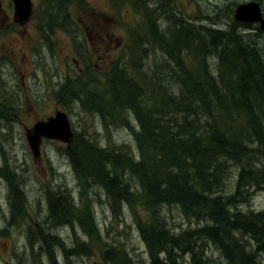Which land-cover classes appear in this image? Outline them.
<instances>
[{
    "label": "trees",
    "instance_id": "16d2710c",
    "mask_svg": "<svg viewBox=\"0 0 264 264\" xmlns=\"http://www.w3.org/2000/svg\"><path fill=\"white\" fill-rule=\"evenodd\" d=\"M72 1L43 0L47 9L38 28L43 39H50L53 30L70 27L67 8ZM75 1L87 9L85 0ZM114 2L130 6L140 21L127 27L128 42L107 72L108 92L79 83L74 94L64 84L58 99L63 105L78 99L85 111L104 119L105 105L131 111L137 127L132 130L136 151L101 148L87 135L77 134L65 154L79 187L102 188L114 215L120 208L136 206L147 214L137 224L148 255V262L140 264H210L207 246L225 264H264V209L242 210L253 194L264 192V59L255 42L264 32L237 21L234 13L232 22L221 26H216L220 20L215 18L212 25L205 21L211 18L185 19L177 0ZM151 3L158 9H151ZM218 15L214 11L213 17ZM155 50L163 57L159 69L172 70V90L152 67L148 73L143 68ZM210 58L216 62L213 70ZM126 124L131 128L129 120ZM55 194L47 199L45 228L76 223L89 240L100 241L89 204L81 200L78 206L61 189ZM15 195L13 188L11 208L17 202ZM19 203L13 206L20 215ZM171 206L194 225L171 232L165 216ZM35 238L50 264H57V252L66 264L69 257L90 255L87 242L74 232L73 246L67 248L58 235L40 230L34 237L28 226L33 257L39 252H33ZM104 246V264H139L121 245Z\"/></svg>",
    "mask_w": 264,
    "mask_h": 264
},
{
    "label": "rangeland",
    "instance_id": "374dc122",
    "mask_svg": "<svg viewBox=\"0 0 264 264\" xmlns=\"http://www.w3.org/2000/svg\"><path fill=\"white\" fill-rule=\"evenodd\" d=\"M85 1L88 4L87 9L78 6L75 0L69 3L67 9L71 18V28L53 30L48 40H43L42 34L38 31L39 16L42 19L43 9H46L41 8L42 0L32 1V14L24 28L13 27L12 23L5 24L2 22L3 16L0 15V44H24L26 50H22V53L17 51L22 45L13 48L19 53L17 59L21 58V54H26L36 65L34 73L21 80L17 72L11 74L2 67L3 65L1 66L3 62H0V69L5 70L0 73L4 102L2 106L4 110L2 109L0 113L2 116L0 119V264H50L48 255L40 251L41 243L37 238L33 241V252L39 250L38 256H31L30 243L27 240L28 226L34 237H37L40 230L46 234L58 235L67 248L73 246V232L81 242H87L90 255L69 257V264H104L102 261L104 244L121 245L134 263L148 262L146 249L137 230V224L144 222L147 214L136 206L133 209L120 208L119 213L114 215L102 188L93 184L84 190L79 187L77 176L65 154V144L59 141H45L36 157L32 155L25 137L24 128L33 124L35 119L52 113L55 104H58L61 111L66 112L70 118L69 122L72 123L75 135L85 134L101 148H115L122 152L136 151L132 130L137 127L131 111H114L105 105L104 119L96 113L85 111L84 102L81 104L78 99L69 105H63L58 99V92L64 84L70 85L71 93L74 94L77 91L75 86L79 83L81 86L87 83L95 85L100 93L108 92V86L105 84L107 72L110 65L120 57L123 46L128 42L127 27L137 25L140 21V15L135 14L128 5L121 7L122 5L117 3L119 10L113 11L108 9V0ZM247 1L250 0H177V5L185 19L211 18L212 20L205 21L212 25L215 18L220 20L216 26H221L222 22L231 23V14H235L237 5ZM254 1L261 4L264 13V0ZM149 7L158 9L153 3ZM90 9L94 11L91 14L88 12ZM214 11L219 15L213 17ZM81 20L92 29L96 27L97 32L91 35L94 40L86 39ZM9 21L11 22L10 19ZM159 22L163 24V20L160 19ZM253 31L242 33L249 34ZM259 36H256L259 38L255 42L259 51L264 54V35ZM79 54L84 55V61ZM262 54L261 57L264 59ZM2 55L0 46V56ZM73 58L79 60L81 72L74 65ZM162 59L161 52L155 50L149 59L145 60L143 68L148 73L152 67L154 75H161V80L163 79L169 90H172L174 85L169 78L172 70L168 67L162 71L163 69L158 67ZM4 60H12L14 66L20 64V61L10 57ZM215 64L214 58L208 59V66L212 70ZM58 75L61 81L55 89L51 77L55 79ZM22 81L25 87L22 86ZM164 81L161 83L165 84ZM127 120L131 128L127 126ZM233 175L235 172L232 173ZM128 183L132 187L135 185L132 179L128 180ZM13 188L16 189L15 200L18 203L22 202V206L19 203V207H22L20 215L18 212L14 213L13 205L18 206L17 202H14L11 208V203L14 201L11 196ZM60 189L64 190L78 206L81 200L89 204L100 232V241L89 240L76 223L72 226L53 223V226L45 228L44 222L48 214L47 199L51 194L60 192ZM55 195L58 197L60 193ZM248 209L256 212L264 209V192L253 194L249 205L242 206L243 211ZM165 216L172 228L171 232L172 230L178 232L180 229L194 225L192 222L189 223L175 206L165 209ZM205 251L206 256L211 259L210 264H225L220 254L212 247L207 246ZM185 260H189V255H185ZM56 262L66 264L62 253H56Z\"/></svg>",
    "mask_w": 264,
    "mask_h": 264
},
{
    "label": "flooded vegetation",
    "instance_id": "af4514ba",
    "mask_svg": "<svg viewBox=\"0 0 264 264\" xmlns=\"http://www.w3.org/2000/svg\"><path fill=\"white\" fill-rule=\"evenodd\" d=\"M32 1L33 0H30L31 14H32V9H33L32 8ZM42 3H43V6H41V8H46L45 5H44L43 0H42ZM124 6L125 5H122L121 7H124ZM117 8H119V6L117 5V3H115L114 5H112L111 0H108V9H117ZM4 9H8V10L6 11ZM14 9H15V7H14V4H13V0H0V15L3 16L2 22H4L5 24L12 23V24H14L13 27H16L18 29L24 28V26L26 25V21L24 23H20L19 20L15 18ZM69 16H70V14H69ZM42 17H43V14H42ZM39 18H40V16H39ZM39 18H38V20H39ZM9 19L11 20V22L9 21ZM44 19H46V17ZM80 22H81V24H82V26L84 28V30H82V31H83L84 35L86 36V39H88V41L94 40L92 36L94 35V32H97L96 27L94 29H92V27H89L88 25H85L83 23V20H81ZM16 24H19V26H17ZM39 24L41 25L40 21H39ZM73 25H74V27L76 26L74 23H73ZM70 27H71V21H70ZM43 40H45V39H43ZM19 45H22V46L17 49L18 52H21L22 50H26L25 45L22 44V43H18V44L2 43V44H0L1 49L3 51V55L0 56V62H3V64H1V66L3 65L2 67H4L8 72H11V74H15V72H17L20 75V79L21 80H24V78H26L28 76H31L32 73H34L36 65H35V62L29 56H27L26 54H24V55L21 54L20 55L21 58L20 59H17L19 53L15 52L13 48H14V46L18 47ZM89 45L91 46V44H89ZM6 57H10L12 59H15V60L20 61V64L14 66L12 60L11 61L4 60V58H6ZM79 57L84 61V59H83L84 58V55H80L79 54ZM85 59L87 61V56L86 55H85ZM72 61H73L74 65L78 67V71L81 72L82 71V68L78 64L79 63V60H77L76 58H73ZM3 71H5V70L4 69H0V73H3ZM2 76H4V74H2ZM57 77L58 78H55V79H54V77H51L54 80L53 81V86L55 87V89L59 86V83L61 81L60 75H58ZM87 85H90V84L87 83ZM22 86L25 87L23 81H22ZM2 89H3V86H2V82L0 81V108H1L0 109V113H1V110L3 109L2 106H4V102L2 100L3 99L2 98L3 97L2 96ZM9 107L10 106L8 105V108ZM60 111H61V108L58 106V104H55V110L52 113H50V114H48L46 116L39 117V118L35 119L36 121L35 122L33 121L34 122L33 124H31L27 128H24L26 141H28V137L29 136H32L33 135V128H34V126L37 123L48 121L49 119L53 118L56 115V113H58ZM61 112H64V111H61ZM64 113L67 115L66 112H64ZM67 117H68V115H67ZM0 119H2V116H0ZM68 119L70 120L69 117H68ZM70 124H71L70 126H71V131H72V134H73V136H72V139H73V138H75L76 135L73 132V126H72L71 121H70ZM45 141H56V140H49V139H46L44 137H39V142H38V146H37V149L38 150L40 149L42 143H44ZM68 147H69V145L68 146L65 145V148H68Z\"/></svg>",
    "mask_w": 264,
    "mask_h": 264
},
{
    "label": "water",
    "instance_id": "95a60500",
    "mask_svg": "<svg viewBox=\"0 0 264 264\" xmlns=\"http://www.w3.org/2000/svg\"><path fill=\"white\" fill-rule=\"evenodd\" d=\"M14 7L16 5L17 9H14V15L19 20V22H25L31 14L30 0H13ZM236 17L244 22L248 23H258L259 28L264 31V18L261 17V11L259 9V4L255 2H249L240 5L236 9ZM39 127V128H38ZM36 137L33 142L32 153L36 157L39 155L37 146L39 142L38 137H44L46 139L59 140L67 145L70 143L72 138V132L70 128V123L67 119L65 113L58 112L56 115L46 122L37 123L35 127ZM36 146V147H35Z\"/></svg>",
    "mask_w": 264,
    "mask_h": 264
},
{
    "label": "bare ground",
    "instance_id": "6f19581e",
    "mask_svg": "<svg viewBox=\"0 0 264 264\" xmlns=\"http://www.w3.org/2000/svg\"><path fill=\"white\" fill-rule=\"evenodd\" d=\"M17 9V7H16V5H15V10ZM37 126V124L34 126V128H33V135L32 136H29L28 137V143H29V147L33 150V142H35L34 141V139H35V137H36V130H35V127ZM39 128V127H38ZM39 138V137H38ZM31 150V151H32ZM34 156V155H33ZM263 194V193H262ZM257 212H259V211H257ZM253 245H254V243H253ZM247 248V247H246ZM251 248V247H250ZM259 261V260H258Z\"/></svg>",
    "mask_w": 264,
    "mask_h": 264
}]
</instances>
